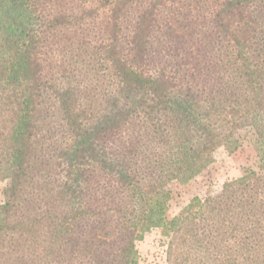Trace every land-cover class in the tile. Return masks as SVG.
<instances>
[{
	"label": "trees",
	"instance_id": "1",
	"mask_svg": "<svg viewBox=\"0 0 264 264\" xmlns=\"http://www.w3.org/2000/svg\"><path fill=\"white\" fill-rule=\"evenodd\" d=\"M0 183V264H264V0H0Z\"/></svg>",
	"mask_w": 264,
	"mask_h": 264
},
{
	"label": "rangeland",
	"instance_id": "2",
	"mask_svg": "<svg viewBox=\"0 0 264 264\" xmlns=\"http://www.w3.org/2000/svg\"><path fill=\"white\" fill-rule=\"evenodd\" d=\"M213 162L201 175L172 188V200L168 210V218L182 215L189 202L209 195H217L226 182L240 178L244 172L253 170L256 163L255 152L251 146H244L233 154H228L223 148L214 152ZM3 184L0 183V205ZM138 253L137 264H168V239L158 229L146 233L136 244Z\"/></svg>",
	"mask_w": 264,
	"mask_h": 264
}]
</instances>
